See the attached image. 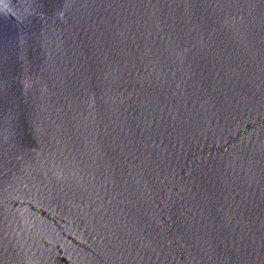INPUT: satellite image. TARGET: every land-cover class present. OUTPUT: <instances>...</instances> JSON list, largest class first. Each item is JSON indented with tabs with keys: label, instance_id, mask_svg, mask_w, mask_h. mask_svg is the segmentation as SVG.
Segmentation results:
<instances>
[{
	"label": "water",
	"instance_id": "1",
	"mask_svg": "<svg viewBox=\"0 0 264 264\" xmlns=\"http://www.w3.org/2000/svg\"><path fill=\"white\" fill-rule=\"evenodd\" d=\"M0 264H264V0H0Z\"/></svg>",
	"mask_w": 264,
	"mask_h": 264
}]
</instances>
